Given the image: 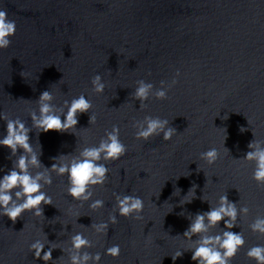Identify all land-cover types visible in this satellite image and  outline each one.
I'll return each instance as SVG.
<instances>
[{"label": "water", "instance_id": "water-1", "mask_svg": "<svg viewBox=\"0 0 264 264\" xmlns=\"http://www.w3.org/2000/svg\"><path fill=\"white\" fill-rule=\"evenodd\" d=\"M0 10L17 23L11 46L0 50V112L31 127L30 112L38 110L44 91L53 92L57 106L80 94L93 103L92 112L79 115L76 135H37L33 129L31 143L37 151L41 146V162L50 168L60 155H69L63 161L69 162L82 147L98 145L114 125L128 147L119 161L106 162L108 181L95 189L93 199H103V209L94 212L74 201L66 192L67 177L53 173V184L45 188L53 204L42 205L44 217L25 212L13 222L0 216V264H45L28 250L30 243L45 234L50 244L67 248L68 236L81 231L93 240V253L120 245V257L105 255L101 264H173L171 256L191 243L176 237L189 227L187 217L209 210L200 197L215 206L225 193L250 209L232 229L243 230L247 242L233 264H254L245 253L264 244V237L248 226L264 215V186L252 179L254 163L235 159L250 151L255 136L264 140V0H0ZM177 71L179 82L167 100L153 97L142 109L131 100L138 80L159 88ZM97 73L106 84L103 95L92 92ZM147 115L168 119L177 135L168 142L162 136L136 140L132 123ZM5 134L0 120V136ZM212 147L221 156L209 166L200 154ZM9 156L0 147V176L12 168L15 157ZM193 186L197 198L181 205ZM114 193L139 195L143 219L118 216L108 235L97 237L91 225L113 214ZM191 256L185 252L175 264H196ZM52 257L47 264L67 259L59 247Z\"/></svg>", "mask_w": 264, "mask_h": 264}, {"label": "clouds", "instance_id": "clouds-1", "mask_svg": "<svg viewBox=\"0 0 264 264\" xmlns=\"http://www.w3.org/2000/svg\"><path fill=\"white\" fill-rule=\"evenodd\" d=\"M16 32V21L9 17L7 10H0V50L11 46ZM22 75L27 77L30 74L22 73ZM180 75L181 73L177 71L170 83L161 81L159 88L144 79L138 80L131 94V100L139 101L140 109L146 108L147 102L153 97L160 101L167 100L170 89L179 82L177 78ZM91 86L94 94L103 95L106 89L103 76L99 73L94 75ZM55 100L52 91H44L39 96L36 101L38 110H32L29 115L31 127L20 118L10 119L6 113L0 112V120L6 122V134L0 136V147L10 150L9 159L15 157L12 168L0 176V216H7L13 222L25 212L31 213L36 218L44 217L42 205L53 204L52 197L45 191L46 187L53 184V173L58 177H67L66 192L74 201L80 205L88 203V207L94 212L103 209L105 201L93 197L95 189L103 187L108 181L110 169L106 162L119 161L128 152L127 145L121 140L119 126L114 125L110 131H105L98 145L82 147L77 154L71 155V160L67 163L63 161L69 155L54 157L52 166L46 167L40 159L43 154L41 146L39 145L37 151L31 143L30 133L33 129L36 130L37 135L51 130L61 133L72 132L76 135L73 129L77 130L79 115L92 112L93 109L91 99L85 94H80L71 100L66 99L60 106H57ZM96 122L97 117L92 114L89 123L94 125ZM132 127L136 130V140L148 141L152 137L162 136V139L168 142L177 135L176 129L170 126L169 120L159 116L147 115L142 120L133 121ZM240 131L243 133L246 129L241 128ZM225 139L224 130L223 147ZM248 148L250 151L243 158L235 160L254 163L252 179L259 186H264V140H258L255 136V139L248 144ZM224 149L229 154L228 150ZM220 156L219 148L212 147L202 152L200 159L212 166ZM3 171L4 169H0V172ZM113 195L115 196L113 214L107 221L91 225L97 237L107 236L109 226L119 222L118 216L126 219H143L145 204L139 195L119 193ZM196 198V186H193L180 204L192 203ZM200 199L209 203V210L187 217L190 221L189 227L182 236L176 237H182L184 241L191 243L171 256L173 264L189 251L192 253V261L196 264H233L247 242L243 230L234 232L232 229L239 227L241 217L249 216L250 209L247 206L238 207L239 203L230 201L226 193L218 198L215 206L204 195ZM180 215L183 216L184 213L181 212ZM248 227L252 233L264 237V215L258 214ZM217 228L220 231H214ZM64 243L68 245L67 248L55 243L50 244L44 234V239L34 240L28 250L34 252L35 257L42 259L45 264L49 261L53 262L52 251L58 247L67 255L66 262L63 257L59 258L61 264H101L105 255L113 259H118L121 255L119 244L106 247L103 255L100 252L89 251L94 247L93 240L82 231L71 233ZM49 244L50 247L45 251ZM245 254L250 261H254V264H264V244L249 247Z\"/></svg>", "mask_w": 264, "mask_h": 264}]
</instances>
